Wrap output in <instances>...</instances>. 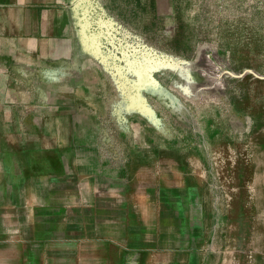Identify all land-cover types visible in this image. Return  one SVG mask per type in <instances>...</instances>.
Returning a JSON list of instances; mask_svg holds the SVG:
<instances>
[{
	"label": "rangeland",
	"instance_id": "rangeland-1",
	"mask_svg": "<svg viewBox=\"0 0 264 264\" xmlns=\"http://www.w3.org/2000/svg\"><path fill=\"white\" fill-rule=\"evenodd\" d=\"M62 6L73 46L42 85L58 88L13 96L45 115L16 132L47 148L72 136L84 186L100 174L124 187L100 198L196 218L190 264H264V0Z\"/></svg>",
	"mask_w": 264,
	"mask_h": 264
},
{
	"label": "crops",
	"instance_id": "crops-1",
	"mask_svg": "<svg viewBox=\"0 0 264 264\" xmlns=\"http://www.w3.org/2000/svg\"><path fill=\"white\" fill-rule=\"evenodd\" d=\"M64 1L0 0V131L6 128L0 133V264H190L196 246L188 234L200 223L196 218L177 213V205H166L176 215L150 214L145 206L134 214L126 199L100 198V190L124 187L100 174L84 186L80 169L89 162L70 153L72 136L59 140L63 147L47 148L32 129L16 132L45 115L44 105L25 99L29 104L20 106L13 96L58 88L42 85L73 46ZM25 111L26 118L18 116Z\"/></svg>",
	"mask_w": 264,
	"mask_h": 264
}]
</instances>
